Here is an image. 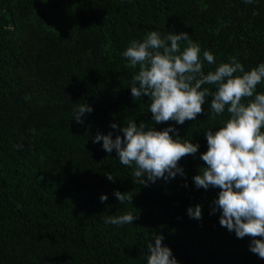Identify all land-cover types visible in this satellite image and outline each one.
Masks as SVG:
<instances>
[{
	"label": "trees",
	"instance_id": "16d2710c",
	"mask_svg": "<svg viewBox=\"0 0 264 264\" xmlns=\"http://www.w3.org/2000/svg\"><path fill=\"white\" fill-rule=\"evenodd\" d=\"M151 31L188 33L201 58L204 50L215 57L204 61L205 74L231 57L245 71L264 62V0H0V264H147L154 234L178 264H264L249 237L238 239L220 225L219 211L210 214L219 189L193 181L206 166L204 134L222 127L227 111L213 119L208 97L196 121L157 125L149 97L131 96L139 68L122 53ZM82 103L93 111L77 123ZM129 122L171 126L198 143L197 154L179 162L186 177L140 185L134 165L92 142L98 133L123 136ZM114 191L131 192L132 203L120 204ZM196 205L199 221L187 215ZM128 212L138 216L133 224L104 223Z\"/></svg>",
	"mask_w": 264,
	"mask_h": 264
},
{
	"label": "clouds",
	"instance_id": "9594fccd",
	"mask_svg": "<svg viewBox=\"0 0 264 264\" xmlns=\"http://www.w3.org/2000/svg\"><path fill=\"white\" fill-rule=\"evenodd\" d=\"M245 2L250 4L253 0ZM182 42H186L183 50ZM122 55L131 67L139 68L131 81V96L134 101L149 97V112L155 124L175 121L183 125L186 121H196L205 113L203 105L208 97H211L213 119L227 111L230 118L224 125L204 134L208 150L199 158L206 166L193 181L197 189H219L210 214L219 211L220 225L234 232L238 239L249 237L250 251L264 259V93H257V85L264 82V62L245 71L236 57H231L229 63H221L215 71L205 74L204 61L211 65L215 57L204 50L201 58L199 43L193 42L186 32L162 35L151 31L142 42L132 40ZM205 85L216 86V91ZM92 111L91 106L82 103L73 120L83 123L85 114ZM111 128L118 126L113 123ZM119 131L123 136L113 139L111 132L98 133L92 142L103 141L105 152L111 154L115 150L122 165H134L136 183L144 186L160 179L167 182L177 175L186 177L179 162L195 156L200 147L198 143L182 141L178 130L171 126L161 131L145 130L144 123L129 122ZM15 147L22 150L24 145ZM106 177L115 182L111 174ZM130 193L114 191L113 195L120 204H125L132 203ZM107 199V195L100 197L101 203ZM187 215L201 220L202 207H189ZM135 219L138 216L128 212L106 217L104 223L121 226L133 224ZM154 238L155 244L147 245V264H178L171 249L162 244L164 237L154 234Z\"/></svg>",
	"mask_w": 264,
	"mask_h": 264
}]
</instances>
